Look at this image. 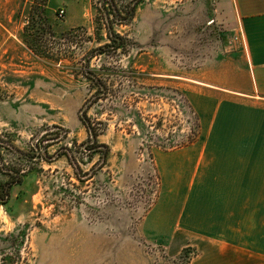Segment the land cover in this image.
Returning <instances> with one entry per match:
<instances>
[{
  "label": "rangeland",
  "instance_id": "rangeland-1",
  "mask_svg": "<svg viewBox=\"0 0 264 264\" xmlns=\"http://www.w3.org/2000/svg\"><path fill=\"white\" fill-rule=\"evenodd\" d=\"M102 1L0 0V183L11 169L23 178L0 203V264L4 252L14 264H194L199 257L196 246L166 244L139 225L159 196V155L199 135L187 92L193 83L181 77L210 67L226 40L237 39L214 22L208 0H144L127 24L115 21L107 0L113 40ZM129 2L114 0L121 11ZM35 3L46 33L38 39ZM33 43L50 54H37ZM109 43L121 47L104 50ZM86 62L104 87L85 76ZM99 93L107 98L88 115L103 122L106 163L79 148L88 139L81 110ZM62 147L73 150L78 169L67 156H40Z\"/></svg>",
  "mask_w": 264,
  "mask_h": 264
},
{
  "label": "crops",
  "instance_id": "crops-1",
  "mask_svg": "<svg viewBox=\"0 0 264 264\" xmlns=\"http://www.w3.org/2000/svg\"><path fill=\"white\" fill-rule=\"evenodd\" d=\"M228 37L195 70L188 99L198 137L159 155L158 199L145 236L194 245V264H264V0H208Z\"/></svg>",
  "mask_w": 264,
  "mask_h": 264
},
{
  "label": "trees",
  "instance_id": "trees-1",
  "mask_svg": "<svg viewBox=\"0 0 264 264\" xmlns=\"http://www.w3.org/2000/svg\"><path fill=\"white\" fill-rule=\"evenodd\" d=\"M144 0H130V2L126 5V9L125 11H121L114 3V0H111V7H112V11L111 13L114 15L115 17V21L117 23L120 24H127L129 23L131 20H133L135 14H136V9L137 6ZM103 6H104V11H105V16H106V26H107V30H108V36L110 39L114 40V36H115V32L113 29V21L110 19V13L107 12V8L106 5L107 3H109L107 0H103L102 1ZM39 3H35V5H33V8L31 10L30 13V18L31 20H33V23L37 22L39 24V28L37 29V32L35 33V39L37 38H42L45 36V29L42 27L44 20L42 18L43 15H40L39 18H37V14H39L41 12V10L38 7ZM43 12V11H42ZM124 12V13H123ZM69 35H73L69 32ZM32 45H34L33 47H31V49H33L34 51L37 52V54H45L44 52H49L47 54H50V50L49 49H40L39 47H35L37 46L36 43H33ZM108 47H113L114 49H118L119 47H121L120 45H113L111 43L107 44L104 47L105 48ZM51 49V48H50ZM48 56V55H46ZM83 73L85 74V76L90 79L92 81L93 84L98 85L101 87L105 86V83L103 82V80L97 75L95 74V70L93 68L90 67L89 62L85 63V67L83 69ZM107 97H101L100 93L98 95H95V97H90L84 104L82 110H81V114H80V119L83 123V125L85 126L87 133H88V139L82 143H80L79 148L81 149V147L87 151L89 153V156L93 157L94 154H96L97 152H99L101 154L102 159L104 160V163H106V160L110 154V147L109 145H107L106 143H102L99 140V137L103 134L104 132V128L102 127L103 122L102 121H97V124L93 123L92 118L88 115V110L96 103H98L101 99H106ZM47 146L45 145V148ZM20 152L22 153L23 157L27 160H30L31 158L35 157V155H31L28 152L22 151L20 150ZM40 156L42 158H45L46 160H50L52 158H59L62 156H67L69 162L76 168L78 169V163L76 161V156L73 153V150L67 147H62V149L58 150L54 155H49V153L47 152V150L41 151L40 152ZM15 170V169H14ZM9 175L8 179L4 182V183H0V203L7 205L10 202L11 199V191L12 188L17 185V184H21L23 182V178L21 175H19L18 172L13 171V169H11V171H8L7 173ZM18 259H22L21 256L18 254ZM16 258L13 255H10V253L4 252L3 256H2V264H14L15 263ZM27 264V263H26Z\"/></svg>",
  "mask_w": 264,
  "mask_h": 264
},
{
  "label": "built area",
  "instance_id": "built-area-1",
  "mask_svg": "<svg viewBox=\"0 0 264 264\" xmlns=\"http://www.w3.org/2000/svg\"><path fill=\"white\" fill-rule=\"evenodd\" d=\"M64 13V10H61V14H63Z\"/></svg>",
  "mask_w": 264,
  "mask_h": 264
}]
</instances>
